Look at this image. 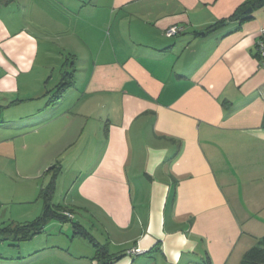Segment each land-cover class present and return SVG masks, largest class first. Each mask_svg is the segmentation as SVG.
<instances>
[{
    "label": "crops",
    "instance_id": "1",
    "mask_svg": "<svg viewBox=\"0 0 264 264\" xmlns=\"http://www.w3.org/2000/svg\"><path fill=\"white\" fill-rule=\"evenodd\" d=\"M19 1L0 3V126L24 128L30 152L52 142L62 162L72 155L53 203L105 247L102 260L115 257L108 264H239L264 235V8ZM243 9L249 18L233 17ZM171 26L181 31L166 35ZM60 160L37 171L58 164L63 175ZM61 223L73 264L86 250L103 264Z\"/></svg>",
    "mask_w": 264,
    "mask_h": 264
},
{
    "label": "rangeland",
    "instance_id": "2",
    "mask_svg": "<svg viewBox=\"0 0 264 264\" xmlns=\"http://www.w3.org/2000/svg\"><path fill=\"white\" fill-rule=\"evenodd\" d=\"M26 1L32 0H23L22 5H19L22 3L19 1L17 4L19 9L25 7ZM36 1L49 2L54 7L63 10L67 4L73 7L79 0ZM67 15H69L68 12ZM23 131L24 128L21 126L18 128L16 126H0V137H2V140L0 139V264H73L72 262L79 261V259H76L78 257L74 249L75 254L71 251H68V254L66 250L61 249L58 241L64 242L65 238L61 234L63 232L62 223L57 218L45 222L40 233L26 240L7 232L9 227L17 223L28 224L40 214L43 208V199L39 197V190L41 187H45L50 179L51 169L47 166L38 172L37 166L41 165L43 160H60L61 155V153H51L57 148V143L55 145L52 142L50 143V153L30 152V149L24 148V145L28 143L29 134H23ZM42 157L43 159H41ZM71 158L72 155L68 159H63V162L60 160V163L67 164ZM67 166H70L69 169H64L63 175L60 173L62 176L59 175L56 179L57 187L52 197L54 203L60 202L66 193L65 190H61L60 185L63 184L66 187L69 184L68 180H71V172L65 173L69 172L70 168H72V172L73 169L75 170L73 163L69 162ZM69 232L72 234L73 229L69 228ZM92 234L97 236L95 230L92 231ZM29 248H33L30 253ZM85 252L87 253L84 254H87L86 256L89 258H87L88 262L82 264H91L93 252L91 250ZM127 252L129 251L127 250ZM127 254L138 255L133 251ZM91 259L92 261H90Z\"/></svg>",
    "mask_w": 264,
    "mask_h": 264
},
{
    "label": "trees",
    "instance_id": "3",
    "mask_svg": "<svg viewBox=\"0 0 264 264\" xmlns=\"http://www.w3.org/2000/svg\"><path fill=\"white\" fill-rule=\"evenodd\" d=\"M1 1L2 0H0V3ZM247 5L252 8H264V0H248ZM233 17H238L240 20L249 18V16L245 14L244 9L240 10V12L236 11L233 14ZM67 74L68 73L66 72L64 76ZM70 84L71 83L68 81L61 82L58 85V91H62ZM49 168L51 169L50 179L48 180L45 187H41L39 190V196L43 199L42 211L28 224L17 223L12 227H9L7 232L9 234L15 235V237L26 240L40 233L45 222L50 219L57 218L61 222H70L75 229V232L85 236L89 242L95 246L97 251L96 257H98V259L101 260L103 264L111 263L115 257L102 260V258H105L106 256L105 247L102 245L100 246L99 243L95 241L85 229L81 228L78 223L73 221V215L69 211H66L60 205H56L52 202V197L55 192L56 178L59 175L61 168L58 164L52 165ZM65 212L69 213L70 215H66ZM239 264H264V235L258 238L256 243L244 252Z\"/></svg>",
    "mask_w": 264,
    "mask_h": 264
},
{
    "label": "built area",
    "instance_id": "4",
    "mask_svg": "<svg viewBox=\"0 0 264 264\" xmlns=\"http://www.w3.org/2000/svg\"><path fill=\"white\" fill-rule=\"evenodd\" d=\"M181 31V28L178 26H171L165 30L166 35H176ZM256 47L259 55V67H264V28L260 29L259 38L256 42ZM66 215H70L65 212ZM133 252L139 253L140 250L138 248L132 249ZM131 251V252H132Z\"/></svg>",
    "mask_w": 264,
    "mask_h": 264
},
{
    "label": "water",
    "instance_id": "5",
    "mask_svg": "<svg viewBox=\"0 0 264 264\" xmlns=\"http://www.w3.org/2000/svg\"><path fill=\"white\" fill-rule=\"evenodd\" d=\"M247 11H251V8H248ZM201 34H204V33H201Z\"/></svg>",
    "mask_w": 264,
    "mask_h": 264
}]
</instances>
